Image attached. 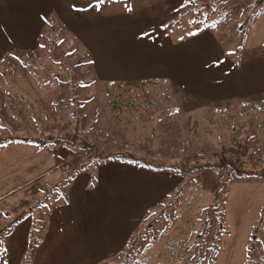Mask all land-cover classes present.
Returning <instances> with one entry per match:
<instances>
[{"label":"rangeland","instance_id":"rangeland-1","mask_svg":"<svg viewBox=\"0 0 264 264\" xmlns=\"http://www.w3.org/2000/svg\"><path fill=\"white\" fill-rule=\"evenodd\" d=\"M127 262L264 264V0H0V264Z\"/></svg>","mask_w":264,"mask_h":264},{"label":"crops","instance_id":"crops-1","mask_svg":"<svg viewBox=\"0 0 264 264\" xmlns=\"http://www.w3.org/2000/svg\"><path fill=\"white\" fill-rule=\"evenodd\" d=\"M17 225V224H16ZM66 227L65 225L59 230V232H55L54 233V236H53V239H57V238H60V237H64L66 238ZM23 247H24V243H22V246H21V252H23ZM27 250V248H25V251ZM39 256L41 255H38V259H39ZM10 260L13 261V260H16V256L14 255V252H13V248L11 247V253H10V256H9Z\"/></svg>","mask_w":264,"mask_h":264},{"label":"trees","instance_id":"trees-1","mask_svg":"<svg viewBox=\"0 0 264 264\" xmlns=\"http://www.w3.org/2000/svg\"><path fill=\"white\" fill-rule=\"evenodd\" d=\"M262 1L263 0H257V3L259 4V5H261L262 4ZM246 22H248V20H246ZM167 36V35H166ZM4 231V230H3ZM144 263H145V261H144ZM123 264H125V263H123ZM127 264H128V262H127Z\"/></svg>","mask_w":264,"mask_h":264},{"label":"snow or ice","instance_id":"snow-or-ice-1","mask_svg":"<svg viewBox=\"0 0 264 264\" xmlns=\"http://www.w3.org/2000/svg\"><path fill=\"white\" fill-rule=\"evenodd\" d=\"M130 10V9H129Z\"/></svg>","mask_w":264,"mask_h":264}]
</instances>
